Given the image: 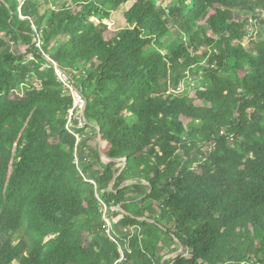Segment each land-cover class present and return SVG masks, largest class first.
Here are the masks:
<instances>
[{"label": "trees", "instance_id": "16d2710c", "mask_svg": "<svg viewBox=\"0 0 264 264\" xmlns=\"http://www.w3.org/2000/svg\"><path fill=\"white\" fill-rule=\"evenodd\" d=\"M129 1L0 0V264H114L97 192L125 212L119 229L147 218L119 264H264V38L242 43L264 0H137L114 25ZM54 63L101 146L76 151ZM32 73L42 87L18 94ZM158 232L192 257L163 263Z\"/></svg>", "mask_w": 264, "mask_h": 264}, {"label": "rangeland", "instance_id": "374dc122", "mask_svg": "<svg viewBox=\"0 0 264 264\" xmlns=\"http://www.w3.org/2000/svg\"><path fill=\"white\" fill-rule=\"evenodd\" d=\"M50 1L52 4V8H57L58 6L63 5L65 2V0H50ZM136 1L137 0H130L127 4L123 5V7L119 11L113 12L112 21H113L114 25L117 24L118 22H123V15H124L125 11H127L129 8H131V6ZM158 2L161 5H166L168 3V0H158ZM260 16H263V15H260ZM246 18H247L246 30H245V35H244V38L242 40V43L244 44V46H249L253 42L259 41V40L264 38V26L259 21V19L255 18V17H252V16L242 17V19H246ZM93 20L96 23L99 22L98 19L93 18ZM117 32H118V30H115V29L112 30L111 32H108V37L113 36ZM35 41L37 42V40H35ZM201 52H203V50H201ZM33 58H34L33 56H28L27 61H29ZM45 66L48 67L49 64H45ZM57 76H58V74H57ZM58 79H59L60 83L62 84L61 87L65 89L66 86L61 81V78L59 76H58ZM193 80L194 79H192V80H181L179 85H177L174 81H170L168 83V85L164 86V91H167V92L175 91V92L180 93V94H185V93H189V92L194 93V90L196 88V83ZM41 87H42V83L40 82V80L38 78H36V74L32 73L31 77L26 81V83H22L19 85V87L17 89V91H18L17 93L22 95V94L29 92L33 88H41ZM80 87H82V86H80ZM65 91H67V90L65 89ZM124 114L127 117L129 122L134 121L131 112L125 111ZM135 120H136V118H135ZM86 122H87V119H86ZM86 122L84 121L82 123L83 124L82 125V124H80V121L78 119H76V121H75V117H74L71 124L69 123V125H68V123H67V128L69 129V131L71 133H73L74 135H76V138H77L76 151H77V146L85 137L90 138V140H92L94 143L98 142V144L100 146L102 145L101 136H100L99 132L96 131L93 126H91V127L85 126ZM206 150H210V149L206 148ZM76 157H77L76 163L78 164L79 158H78L77 152H76ZM103 158L106 162L110 161L105 156H103ZM86 181H90L91 183H95L94 180H90V179H86ZM132 183H139V181L136 179H130V180L124 182V184L122 186H127V185L132 184ZM144 183L148 184L147 182H144ZM115 184H116V181L113 180V182L110 184V186H111L110 190L111 191L114 190ZM97 196L99 197L100 200H102V204H101L100 209H101V213H102V219L106 223L107 235L109 236L110 240L117 245V248H118V252H119L120 257L118 258V260H116V262L114 264H119L123 260L127 259L128 254L132 252L130 249L132 240L136 237H138L139 240H142L144 238V235H143L144 224L142 222L147 221L146 220L147 218L138 219V221H136L135 223H131L128 226H126L125 228L119 229L118 224L125 218V212L122 210V208L119 205H115V204H113V202H111V204H109L108 202L103 200L101 195L98 194V192H97ZM153 208L155 210H157L156 214L161 212V209L157 205H153ZM146 214L149 217L152 216L151 211H147ZM157 235H158L159 251H160L161 260L163 263L166 261L176 259L177 256H179L181 254H184L185 256H187L189 258L192 257V254L189 251H185L183 248H179L177 246L169 245L170 241H169V238L167 237V235L163 234L162 232H158ZM55 236L56 235H51V236L47 237L46 241H48L52 238H55ZM90 238H92L94 240L100 239L99 235L97 233H91ZM148 258H149V261L152 262V264H159L157 261H155V258H153L152 255H149ZM14 264H17V263H14Z\"/></svg>", "mask_w": 264, "mask_h": 264}, {"label": "built area", "instance_id": "2783aa9c", "mask_svg": "<svg viewBox=\"0 0 264 264\" xmlns=\"http://www.w3.org/2000/svg\"><path fill=\"white\" fill-rule=\"evenodd\" d=\"M23 4L25 0H20ZM22 18H25L23 15H21ZM38 42V46L41 47V41L39 39H36ZM54 67L56 69V72L58 76L61 78V81L65 84V89L72 95L73 97V107L70 109V115L68 120L69 123L73 121L75 117L80 121V124H82L84 121L86 122V108L88 105L87 98L84 96L83 88L76 85L75 81L71 78V76L62 70L57 63H54ZM83 125V124H82Z\"/></svg>", "mask_w": 264, "mask_h": 264}, {"label": "water", "instance_id": "95a60500", "mask_svg": "<svg viewBox=\"0 0 264 264\" xmlns=\"http://www.w3.org/2000/svg\"><path fill=\"white\" fill-rule=\"evenodd\" d=\"M85 116H86V113H85Z\"/></svg>", "mask_w": 264, "mask_h": 264}]
</instances>
